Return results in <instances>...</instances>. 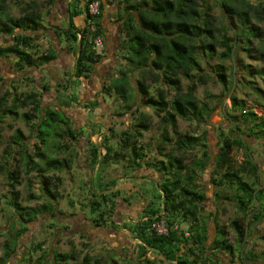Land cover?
<instances>
[{"label":"trees","instance_id":"trees-1","mask_svg":"<svg viewBox=\"0 0 264 264\" xmlns=\"http://www.w3.org/2000/svg\"><path fill=\"white\" fill-rule=\"evenodd\" d=\"M6 1L0 0V34L10 36L12 43L0 47V57L14 59L10 68L13 70L12 73L14 75L16 73L17 76L25 69H33L51 63L56 59V52L52 45L45 54L34 55L33 53L36 49L34 48L33 34L47 29L43 25V16L35 2L24 4L20 9L21 14L18 17H12L7 14ZM55 1H46L45 4L48 7L46 13H50ZM92 1L71 0L67 5V15L63 17L68 22L67 26L56 25L59 27L58 30H53L58 39H62L61 36H64L67 51L71 52L74 57V66L66 74L68 79L71 78L72 83L74 78H88L92 73L94 63L103 56L94 54L93 45L89 39L91 34L103 36L100 18L104 3L102 0L100 1L98 14L90 15L88 6ZM120 4H124L123 14L119 16V19L121 31L126 36L125 40L120 43V50L123 52L121 59L125 60V67L119 70L118 76L115 78L112 76L107 80L108 82L101 84L102 90L97 91L94 98L83 100L84 102L78 101L77 103L81 104L82 108H90L88 112L92 114L101 102L105 101V97L109 96L113 100L119 99L122 110H124L123 113L136 114L140 113L141 107H148L158 113L163 112L165 121L170 123L173 128L177 118L199 123L203 111H207V109L205 103L199 105L195 90L198 85L206 86L210 79L220 82L223 87H229V84H242L253 93V101L261 103L264 108V90L255 87V82L252 80L258 76L264 81V68L257 70L251 64L246 63L245 58L238 57L240 52L246 53L245 57H251L253 53H257L256 58L264 56V30L252 23L254 20L255 23L264 24V0H142L138 4L131 0H120ZM214 5L221 8L222 16L226 20L227 25L222 29H217L214 26V20L209 14ZM79 15L84 16L85 22L81 28H77L73 23V17ZM122 17H124L123 20ZM227 29L233 31L231 36L226 33ZM45 34L47 35V33ZM252 39L257 40L255 47ZM217 47L222 48L218 54L220 60H232L230 66L217 64V66L211 67L207 64L208 60L216 54ZM132 72H137L134 85L131 82L132 76H130ZM181 79H185L188 83L183 86ZM50 86L46 82L41 89L47 91ZM67 86L68 80L65 81V84L56 82L54 87L56 94L59 93L60 88H62V92L65 91ZM33 87L34 90L23 95L21 92L17 93V87L13 85L14 92H10L13 93L11 94L13 99L11 106H4V100L10 94L9 91L6 89L0 91V108H2L0 119L8 113L17 114V107H25L31 103L34 114L31 116L24 112L22 115L26 119L35 118L36 114L39 115L38 122H34L31 129L35 127L36 137L41 144L44 145L46 142L48 129L59 123L66 126L62 130V136L67 137L69 142L76 140L75 144L77 145V137L81 136L87 144L93 134L87 136V140H85L82 131L79 130L86 120L83 124L75 125L76 122L62 109L52 110L50 107H46V110L41 111L39 97L42 96V93L35 91L37 85ZM169 90L173 91L171 98L167 96ZM207 92L206 94H208ZM101 93L104 96H101ZM72 97L76 98L77 96L70 94L64 102L62 101L61 105L70 107L74 101ZM231 107L233 110L241 111L242 122L250 125L247 132H243L235 124L238 122V117L230 116L235 129H231L228 133H224L222 130L217 133L218 151L213 159L214 167L210 181L216 189L213 192L215 200L222 199L220 189L234 188L232 202L243 217L245 215L247 217V212L251 207H254L253 219L251 222L247 221V227L243 228L238 218H234L230 222L237 234L236 239L239 246L235 249L244 255L247 252L244 250L246 229L252 223H259V217H261V221L264 219V213H262L264 210V187L257 188L258 166L251 160L249 153H244L245 156L239 163L232 158V153L234 150H241L246 145L243 134L254 139L262 138V135L259 134L264 130V111L258 119L251 108H243L245 107L243 100L235 97L232 98ZM40 112H43V115H40ZM119 115L121 114L119 113ZM140 116L143 121L130 122L120 133L119 151H115L111 146L101 141L98 146L104 149L102 157H106V161L107 159L117 160L119 153L128 150L131 152L132 164L130 166L133 172L151 169L160 174L156 182H161L159 187L163 206L158 208L145 206L141 220L137 222L139 233L136 238L145 245H141L144 250L150 248L156 253L158 252L162 259L165 258L172 264H222L217 254L233 256L234 248L228 242L223 227L217 229L216 236L209 245H206L208 240L206 225H200L198 216L204 210L203 201L206 199V194L204 191H198L199 184L196 181L199 172L203 171L210 158L205 144V131L198 138L191 134L180 135L174 149L167 153L163 152L162 144L164 142L161 141L158 150L166 160H159L153 164L145 160L148 152H144L143 147L135 144L136 140L144 136L143 131L149 129L147 115L140 113ZM90 123L99 125L100 132L98 134H102V140H109L108 134H104L101 129L103 125L101 122ZM109 130L113 129L110 127ZM161 139L168 140L164 136H161ZM196 141L197 143H195ZM12 143L17 145L18 151H5L6 155L3 161L7 166L5 176L9 187L8 204L14 209V216L19 220L21 226L16 231L13 241L4 243L0 264L8 262L14 254L19 238L27 230L25 224L31 222L36 213L54 216L57 211L54 200L58 197V188L62 183L60 176L47 174L55 165L51 158H46L40 144L34 143L33 149L27 152L24 149V137L19 129L13 135ZM193 148H199L200 156L191 162L183 177L177 176V171L187 167L181 155ZM97 150L99 149L90 148V155L95 157L94 160L98 155ZM172 151H176V154ZM16 153L23 154L22 157L29 170H36V175L40 177L41 193L51 201L48 204L42 203L38 210H28L19 203V194L16 189V186L19 185L18 172L9 168ZM38 160H43L47 165L46 168L40 167ZM174 167L176 172L170 171ZM152 173L149 171L144 174L151 177ZM245 178H251V181L247 182ZM108 185L111 186L110 183H107L102 186L103 189L99 192L94 191L93 194L96 198L89 203L91 210L98 212L97 217L93 219L97 226L105 224L104 215H107V212L110 213L108 209L111 207L108 204L113 205L114 203V200L107 197V193L104 192ZM105 186L106 188H104ZM111 196L114 198L115 192L111 191ZM254 201L259 203L257 208L253 204ZM101 204L106 207L103 211L99 210ZM161 217L166 221L167 234L157 235L153 231L148 232L147 227L150 223ZM182 224L185 225L184 229L181 228ZM185 232L188 234L185 235ZM40 247L41 245L37 243L32 250L36 251ZM48 255L51 258V264H68L69 260L76 259L73 252ZM45 258L46 255L43 258H37L35 264H46ZM139 258L135 264H152V260L146 256V251ZM91 260L90 256L84 254L81 261L88 264ZM108 261L109 264H120L113 258H109ZM92 264H100V262L94 260Z\"/></svg>","mask_w":264,"mask_h":264},{"label":"rangeland","instance_id":"rangeland-1","mask_svg":"<svg viewBox=\"0 0 264 264\" xmlns=\"http://www.w3.org/2000/svg\"><path fill=\"white\" fill-rule=\"evenodd\" d=\"M32 1L35 2L43 16V25L47 28L45 29L47 32L40 30L33 34L35 38L34 48H36L33 53L34 55H40L45 54L49 47L53 45L54 39L50 34L53 23L57 22V19H59V23L63 27H66L68 22L66 19L64 20L61 15L58 16L57 12L46 13L48 7L45 3L47 0H7V14L12 17H18L21 14V7ZM114 1L115 0L105 1L108 6L106 11L108 10L110 13L114 12ZM131 1L138 4L142 0ZM209 14L213 18L214 26L217 29L226 27L227 23L222 16V10L219 6L214 5L212 10L209 11ZM73 23L77 28H81L85 23L83 15L73 17ZM252 23L259 26L261 30H264L263 23L258 24L255 23L254 20H252ZM45 33H47V35ZM226 33L228 36H231L233 31L227 29ZM120 36L122 37V41L125 40L126 36L124 34ZM61 38V41L64 42V36H61ZM252 42L255 47L257 45V40L252 39ZM11 43L12 38L10 36L0 34V47L8 46ZM221 50L222 48L217 47L216 54L212 59L208 60V65L213 67L217 66V64H222L228 67L232 64V60L230 59L220 60L218 54ZM58 53L59 56L58 58L56 57L57 59L55 61L37 68L25 69L21 71L19 76H17L16 73L14 75L12 73L13 70L10 68V64L14 63V59L0 57V91L6 89L9 93L14 92L12 86L15 85L17 87V93L21 92V94L25 95L34 90L33 86L37 85L35 91L42 93V96L39 97L41 100V111L46 110V107H50L52 110L62 109L66 111L68 115L72 114V118L74 117L76 121H80V119L83 120V116L87 114L89 115V119L85 121L86 123H84L79 130L82 131V136L85 137V140H87V136L93 134L87 144H85L81 136L80 138L77 137L78 144L76 145L73 141L69 142L67 137L62 136V130L66 128L64 124H54L48 129L47 139L43 145L36 137L35 127L31 129V125H33L34 122H38L39 115L37 116L36 114V117H31V119H26L22 115L24 112L31 114V116L34 114L32 110L33 104L31 103H28L25 107H17V114L8 113L3 115L2 119H0V255L3 253L4 243L6 241H13L16 231L21 226L19 220L14 216V209L8 204L9 187L7 184L8 180L5 176L7 166L3 161L6 155L5 151H18L17 145L12 143L13 135L17 129L22 132L24 137V149L30 152L33 149L34 143L40 144L46 158H51L55 165L47 174L58 175L62 179V183L58 188V197L54 200L57 210L54 216L36 213L35 218L31 222L25 224L27 230L19 238V242L15 246L16 249L14 254L9 261L4 264H35L37 258H43L45 255L46 264H51V258L48 254L70 252L74 253L76 259L69 260L68 264H85V262L81 261L84 254L92 258L91 262L88 264H92L94 260H98L100 264H109V258L115 259L120 264H134L133 259H137L143 255V252L149 251L141 247V245L145 246L144 244H137L133 247L134 258L131 252H129L130 250L127 251L125 255V249L118 248L114 238L115 236L113 237L109 228L114 227L116 230H121L120 227L118 228L117 225L112 224L111 220L122 216L125 209V212L130 211L128 212L129 220L125 223V229L121 232L122 236H119V238H125L124 236L126 235L138 236L139 228L137 222L141 220V215L144 213V210H141L144 204L147 208L150 206L155 208L163 206V199L160 197L162 193L159 187L161 182H156L160 174L151 169L142 171L144 173L152 171L151 177L146 176L141 171L133 172L130 166L132 164L131 152L128 150L119 153L117 160L107 159L106 161V157H102V150H97L98 155L95 160V157L90 155V148L99 149L98 146L101 142L111 146L115 151H119L118 141L120 133L130 122L133 121L137 123L143 121L140 113L147 115L149 129L143 131L144 136L136 140L135 144L136 146L143 147L144 152H148L145 160L153 164H156L159 160H166L165 156L160 154L158 150V145H160L161 141L164 142L162 144L164 147L163 152L167 153L171 149H174L176 140L180 135L191 134L198 138L202 135L201 133L205 131V144L207 145L210 158L203 171L199 172V177L196 182L199 184L198 191H204L206 194V199L203 201L204 210L198 215L200 225H206L208 234L206 245H209L216 236L217 229L223 227L228 242L232 244L234 248V253L233 256H227L222 253L217 254L222 264H264V219L261 221V217H259V223H252L246 229L247 234L245 236L244 250H247V252L244 253V255L239 253L238 249H235V247L239 246L236 239L237 234L230 222L232 219L238 218L242 227H247V221L251 222L253 219L254 207H251L247 212V217L246 215L243 217L238 213L235 204L232 202L235 191L234 188L220 189L219 192L221 193L222 199L215 200L216 198L213 192L216 189L210 181L214 167L213 159L218 151L217 147L219 142L217 133L220 130L224 133H228L231 129H235V125L231 122L232 119L230 116L238 117V122L235 124L243 132H247V128L250 125L242 122L241 111L232 109V98L235 97L239 100H243L245 104L243 108H251V110L256 113L258 119L263 115L264 108L261 103L253 101L254 95L251 90L243 87L240 83L233 85L229 84V87H223L220 82L210 79L206 86L198 85L195 90V94L200 102L199 105L201 106L205 103L207 109V111H203L201 115V123L177 118L174 128L170 123L165 121L163 112L158 113L148 107H141L140 113H123L124 110H122L121 104L118 101L119 99L113 100L109 96H106L105 101L103 100L101 102L94 111L95 114H91L88 112L90 108H82L80 107L81 104L77 102H84L94 98L96 92L102 90L101 83L103 84L107 80H99V82L97 79L94 80L95 86L91 89L86 87L83 82L84 79L81 78H72V83L71 78L68 79L66 74L71 71L74 59L71 56L68 59V63H66L65 60L62 59L61 50H59ZM101 54L106 56L104 46ZM245 54L246 53L240 52L238 57L245 58V62L251 64V66L257 70L264 68V56L256 58L257 53H253L251 57H245ZM121 56H123V52L119 51V57L115 60L114 68L111 70V74L114 78L118 76L119 70L125 67V60L121 59ZM105 60L107 62L109 58ZM94 72L93 69L92 73ZM55 74L56 76L58 75V83L65 84V81L68 80L67 89L62 92V88H60L57 97H55L53 91V88L56 86L54 80ZM130 76H132L131 82L134 85L137 72H132ZM252 80L255 82V87L264 90V81L261 78L256 76L252 78ZM46 82L51 86L47 91H44L41 87ZM181 83L185 86L188 81L181 79ZM90 90L91 95L88 96L86 92ZM206 91H208V94H206ZM11 94L13 93L8 94L5 98L4 106H11L13 102ZM70 94H76L78 98L72 97L74 101H72L70 107H64L61 105L62 101L64 102ZM172 94L173 91L169 90L167 94L168 98H171ZM101 96H104V94L101 93ZM106 103H108V105H106ZM86 109L88 110L85 111ZM103 109L106 111H101ZM1 110L2 108H0V112ZM102 112L103 115L101 114ZM119 113L121 115H119ZM40 115H43V112H40ZM95 121L103 124L101 129L104 134H108V141L102 140L100 137L102 134H98L100 132L99 125L90 123ZM110 127L113 130H109ZM259 135H262L260 140L247 137L243 134L242 136L246 141V145L241 150H234L232 158L239 163L242 162L245 156L244 153H249L251 160L258 166L257 188L261 189L264 187V130L261 131ZM161 136L167 137L168 140L163 141ZM195 143H197V141ZM172 152L176 154V151ZM200 154L199 148H193L187 153H183L181 156L187 167L177 171V176L183 177L188 166L191 165V162L196 160ZM22 155V153L14 154L15 159L12 160L9 166L10 170H16L18 172L19 185L16 186V189L19 194V203L21 206L28 208V210H38L42 203L48 204L51 203V201L41 193L39 187L40 177L36 175L35 169L29 170L28 167H26ZM177 155H179V152H177ZM38 162L40 167L46 168L47 165L43 160H38ZM60 166L63 168H59ZM157 168L159 169V166H157ZM26 170L29 171L26 172ZM170 171L176 172L175 167L171 168ZM245 180L250 182L251 178H245ZM107 183H110L111 186L108 185V188L105 189L104 192L107 193V197L114 200V203L113 205L108 204L111 205V207L108 209L110 213L107 212V215H104L106 218L105 224L99 227H92V225L88 223L92 221L93 225L95 224L93 219L97 217L98 212L95 210L92 211L89 203L96 198L93 192H99L103 189L102 186ZM122 185L127 187L123 188L121 187ZM104 188H106V186ZM111 191L115 192L116 195L118 194V199H114L111 196ZM137 201L141 202L138 203ZM253 204L255 208L259 206L258 202L254 201ZM127 205H131V207H129L130 210L126 208ZM105 208V205L101 204L99 210L103 211ZM262 213H264V210H262ZM86 221L87 225H84ZM71 224H73V228L70 227ZM181 228L184 229L185 225L182 224ZM80 229H83L86 233H78L77 231ZM134 240L137 241V238L130 239L131 244H133ZM37 243H39L41 247L36 249V251L32 250ZM152 256V264H172L166 261L165 258H163V262L160 263V260H157L154 253H152Z\"/></svg>","mask_w":264,"mask_h":264},{"label":"crops","instance_id":"crops-1","mask_svg":"<svg viewBox=\"0 0 264 264\" xmlns=\"http://www.w3.org/2000/svg\"><path fill=\"white\" fill-rule=\"evenodd\" d=\"M70 1L71 0H56L54 2V5H53L52 10L50 12H53V13L57 12L58 16L59 15H61L62 17L66 16L67 15V5ZM102 2L104 3V9L102 11V16L100 18V22H101L102 33H103V38H104V50L106 52V56L103 55L101 58L102 60L100 59L99 61L94 63V65H93V69L95 71L94 73H91L88 78H85V79L81 78V79H84L83 82L85 83V85L88 89H91V88H93V86H95L94 80L97 79V81L99 82V80L105 81V80H108L110 77H112L111 70H112V68H114L115 60L119 57V51L121 52L120 43L122 41V37L120 35L124 34L121 31L120 19H119L120 18L119 16H121L123 14V5L120 4V0H115L113 2L114 12H111V13L108 10L106 11V8L108 7L106 5V2L104 0H102ZM113 13H115V14H113ZM83 18H84V16H83ZM123 18L124 17H122V20H123ZM64 20H65V18H64ZM56 25H61L59 23V19H57V22L53 23L51 31H50V34H51L52 38L54 39L52 47L56 52V57L58 58V56H59L58 51L61 50L62 59L65 60L66 63H68V59L71 56L73 57V55L71 52L67 51V47L65 46V42L61 41V39H58L56 34L53 32V30H58V28H59ZM106 58H109V61L106 62V60H105ZM56 59H54L53 61H55ZM73 59H74V57H73ZM72 63L74 66V62H72ZM67 73H69V72H67ZM57 76L55 74V78H54L55 82H59ZM100 83H101V81H100ZM53 91H54L55 97H57L58 94H56V91L54 88H53ZM90 93H91V90L86 92V94L88 96L91 95ZM71 115H69V116L72 118ZM83 117H84L83 120L80 119V121H76L75 118L73 117L72 119L76 122L75 125L83 124L84 121L89 118V116H87V114L84 115ZM100 137H102V136L100 135ZM74 143H76V141H74ZM99 150H102L101 154L104 153V149H102V147H99ZM121 187L126 188L127 186L125 187V185H122ZM138 241H139L138 239H137V241L134 240L133 244H131V242H130V245H132L130 252H131V255L133 258H134L133 247H135L137 244H141ZM148 250L150 251V252L149 251L146 252V256L148 258L151 259L153 257L152 253H154L157 260H160L159 261L160 263L163 262L161 255H159L155 251L151 250L150 248ZM133 260H134L133 263L135 264L137 259H133Z\"/></svg>","mask_w":264,"mask_h":264},{"label":"built area","instance_id":"built-area-1","mask_svg":"<svg viewBox=\"0 0 264 264\" xmlns=\"http://www.w3.org/2000/svg\"><path fill=\"white\" fill-rule=\"evenodd\" d=\"M100 1L101 0H93L88 6V12L90 15H96L100 11ZM106 1V0H104ZM91 38L89 42L93 45L94 54H101V51L104 46V39L102 35H93L91 34ZM148 232H154L157 235H164L168 232V227L166 221L163 217L153 220L150 225L147 227ZM188 232H185V235Z\"/></svg>","mask_w":264,"mask_h":264},{"label":"flooded vegetation","instance_id":"flooded-vegetation-1","mask_svg":"<svg viewBox=\"0 0 264 264\" xmlns=\"http://www.w3.org/2000/svg\"><path fill=\"white\" fill-rule=\"evenodd\" d=\"M101 125V124H100ZM141 176V175H140ZM116 189H119V188H116ZM114 199H118V194L114 197ZM121 199V198H120ZM138 202V201H137ZM141 201H139L138 203H140ZM125 206V204H124ZM145 204L144 206L142 207L141 210H143L145 208ZM131 207V205H127L126 208H129ZM130 210V208H129ZM128 212L130 211H127L125 212V209H124V214L120 217H118L117 219L113 218L112 219V224H115L118 226V228L120 227L121 230H116L114 227H110L109 229L111 230V233L113 234V237L115 238V241L117 242V245H118V248H124L125 249V252L124 254L126 255L127 254V251H131V247L132 245H130V239H136V236H132V235H126L124 236L125 238H119V236H122V231L125 229V223L129 220V215H128ZM89 222V221H88ZM88 224H91L92 227L95 226V227H99L96 225V223L93 225V222L90 221ZM84 225H87V221L84 223ZM70 227L73 228V224L70 225ZM116 227V226H115ZM130 231V230H129ZM78 233H82V234H85L86 232H84L83 229H80L77 231ZM131 232V231H130ZM141 243V241H139ZM127 249V250H126ZM129 251V252H130ZM128 257V256H127Z\"/></svg>","mask_w":264,"mask_h":264}]
</instances>
